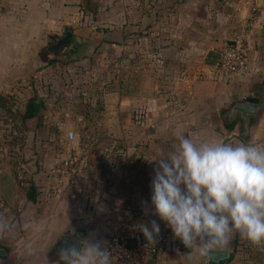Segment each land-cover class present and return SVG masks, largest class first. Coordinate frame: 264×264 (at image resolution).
<instances>
[{
    "label": "crops",
    "instance_id": "0c3cea01",
    "mask_svg": "<svg viewBox=\"0 0 264 264\" xmlns=\"http://www.w3.org/2000/svg\"><path fill=\"white\" fill-rule=\"evenodd\" d=\"M88 22L92 31L102 32L96 31L97 40L86 49L103 43L106 51L114 50L118 68L116 88L103 98L102 120L116 127L89 136L116 140L119 165L105 179L87 163L71 184L56 185L50 176L38 175L41 194L32 203H40L43 213L28 216L32 227L21 228L17 242L8 238L14 230L4 239L0 264H61L58 252L66 239L95 230L109 242L116 230L151 220L168 239L161 264H204L206 258L184 254L191 250L182 243L173 245L172 231L159 217L145 216L142 201L151 202L155 167L148 160L158 148L176 143L178 132L196 140L264 145V0H0V92L28 79L46 63L52 45L69 31L75 39L74 30ZM113 33L116 40L109 38ZM245 33L247 67L225 77L217 68L218 49ZM126 60L130 67L123 66ZM239 103L260 111L246 123L234 111ZM45 106L29 107V119L38 120ZM235 239L211 254L231 256L226 251ZM29 245L35 254H28Z\"/></svg>",
    "mask_w": 264,
    "mask_h": 264
},
{
    "label": "rangeland",
    "instance_id": "374dc122",
    "mask_svg": "<svg viewBox=\"0 0 264 264\" xmlns=\"http://www.w3.org/2000/svg\"><path fill=\"white\" fill-rule=\"evenodd\" d=\"M89 24L80 31L74 30L72 41L76 43L71 41L58 51L49 47L44 65L38 64L28 79L0 92V212L17 225L13 235L8 237L13 242L19 240V230L28 216L43 213L40 203L37 206V201L29 200L30 189H36L37 200L41 187L37 186L36 177L49 178L47 171L58 159L76 157L81 170L91 163L101 170L105 179H109L111 170L119 165L116 140H96L89 136L91 132L116 127L104 125L102 120L107 114L103 106L105 92L114 90L118 82L114 50L106 51L103 43L86 49L88 42L96 39V33L102 32V28L92 31ZM66 31L62 30L61 37ZM109 38L117 39L114 33ZM43 103L46 106L39 110L38 120L29 119V107ZM71 132L75 140L67 144V135ZM51 190L58 189L54 186ZM171 236L175 247H183ZM4 239H0V245L5 243ZM226 252L231 253L230 264H264V244L254 245L239 234H236L235 247Z\"/></svg>",
    "mask_w": 264,
    "mask_h": 264
},
{
    "label": "clouds",
    "instance_id": "9594fccd",
    "mask_svg": "<svg viewBox=\"0 0 264 264\" xmlns=\"http://www.w3.org/2000/svg\"><path fill=\"white\" fill-rule=\"evenodd\" d=\"M175 140L148 160L155 167L151 202L142 201L145 216L159 217L199 258L226 249L236 234L264 244V145L196 140L182 132ZM16 227L0 212V239ZM138 230L151 244L161 232L156 220L139 224ZM27 252L33 255L35 249L29 245ZM58 255L61 264H114L108 241L95 230L79 240L66 239Z\"/></svg>",
    "mask_w": 264,
    "mask_h": 264
},
{
    "label": "built area",
    "instance_id": "2783aa9c",
    "mask_svg": "<svg viewBox=\"0 0 264 264\" xmlns=\"http://www.w3.org/2000/svg\"><path fill=\"white\" fill-rule=\"evenodd\" d=\"M245 35H238L223 42L219 51L218 71L232 77L244 71L248 63V46ZM71 134V138H70ZM75 140L74 133L67 135V144ZM81 167L76 157H67L48 169V175L58 185L75 182ZM166 236L159 235L156 244L147 243L143 234L134 225L116 230L110 240L114 264H161L165 252Z\"/></svg>",
    "mask_w": 264,
    "mask_h": 264
},
{
    "label": "water",
    "instance_id": "95a60500",
    "mask_svg": "<svg viewBox=\"0 0 264 264\" xmlns=\"http://www.w3.org/2000/svg\"><path fill=\"white\" fill-rule=\"evenodd\" d=\"M71 40H72V32L69 31L66 34V37L59 40L60 42L56 43L57 47H54V50L58 51L62 49L63 47L69 45L71 43ZM130 64H131L130 61L126 60L124 61L123 66L130 67L131 66ZM234 111L241 113L244 121L246 123H249L250 117L256 116L259 113L260 109L256 105H253L250 103H239L234 107ZM228 257H229L228 254H210L206 258L204 264H208L210 261L218 263L221 260H224Z\"/></svg>",
    "mask_w": 264,
    "mask_h": 264
},
{
    "label": "trees",
    "instance_id": "16d2710c",
    "mask_svg": "<svg viewBox=\"0 0 264 264\" xmlns=\"http://www.w3.org/2000/svg\"><path fill=\"white\" fill-rule=\"evenodd\" d=\"M30 192L32 194L29 196L30 197L29 200L34 201L35 200L36 189L35 188H31ZM232 260H233L232 257L229 256V258H226V259L223 260L222 264H227V263L231 262Z\"/></svg>",
    "mask_w": 264,
    "mask_h": 264
},
{
    "label": "flooded vegetation",
    "instance_id": "af4514ba",
    "mask_svg": "<svg viewBox=\"0 0 264 264\" xmlns=\"http://www.w3.org/2000/svg\"><path fill=\"white\" fill-rule=\"evenodd\" d=\"M66 37V36H65ZM58 42H60V41H58ZM52 47H57V45L56 44H54V46L52 45Z\"/></svg>",
    "mask_w": 264,
    "mask_h": 264
}]
</instances>
